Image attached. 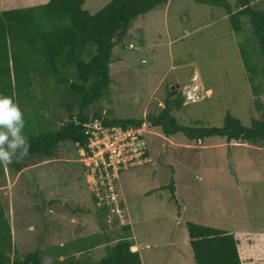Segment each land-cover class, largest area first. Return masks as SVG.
<instances>
[{"label": "rangeland", "instance_id": "374dc122", "mask_svg": "<svg viewBox=\"0 0 264 264\" xmlns=\"http://www.w3.org/2000/svg\"><path fill=\"white\" fill-rule=\"evenodd\" d=\"M47 1L0 0V12ZM109 1L86 0L84 8L94 14ZM251 2L255 9L264 10V0ZM170 8L166 11L162 5L157 8L160 16H149V12L133 22L132 36L114 50L110 95L96 108L110 109L122 119L145 118L149 111L163 108L174 81L187 80L189 70L169 69L173 62L186 61L201 70L194 75V102L199 104L185 106V118L219 126L230 112L250 126L257 117L256 98L234 46L253 38L249 19H243L242 33H233L220 19L202 29L223 11L193 0H173ZM181 12L186 15L180 16ZM211 100L213 105L205 102ZM53 112L67 118L61 107ZM146 131L151 161L118 178L126 222L132 229V251L139 252L144 264H195L186 228L187 222H194L234 234L243 264H264V235H260L264 233V145L229 143L220 137L191 142L181 134L167 138L159 130L148 127ZM171 167L175 170V199L164 189L170 183ZM85 168L81 149L73 144L62 146L57 159L24 161L25 171L19 173L5 166L0 202L13 227L19 255L43 251L45 264L57 259L84 264L104 257L108 244L80 248L69 257L62 256L58 246H72L81 238H90L87 242L94 244L97 236L107 233L109 246L116 244L120 229H102L101 223L110 224L114 217L97 213L92 198L94 181L88 182ZM127 223L121 219L118 225Z\"/></svg>", "mask_w": 264, "mask_h": 264}, {"label": "trees", "instance_id": "16d2710c", "mask_svg": "<svg viewBox=\"0 0 264 264\" xmlns=\"http://www.w3.org/2000/svg\"><path fill=\"white\" fill-rule=\"evenodd\" d=\"M168 1L110 0L92 14L84 8L86 0H48L40 5L0 12V95L11 96L19 104L25 118L24 135L31 145L29 155L7 165L9 170L19 173L24 169V161L35 158L57 159L66 144L87 148L90 135L85 124L95 119H99L104 128L123 130L138 129L146 123L167 138L181 134L191 142L220 137L229 143L264 145V10L255 9L251 0H193L197 5L222 10L228 16L233 33L244 31V18L250 21L253 38L235 44L256 98L253 102L257 117L250 126H245L230 112L224 115L219 126L186 119L185 106L199 104H185L187 87L176 96H171L168 90L163 99L164 107L149 111L142 119H122L110 109L104 112L96 108L110 95L114 50L132 36L134 21ZM205 102L213 105L212 100ZM58 107L66 110L64 120L62 115L53 112ZM170 172V183L164 189L170 190L175 199L173 167ZM4 175L5 166L0 165V177ZM92 198L95 203L96 197L92 195ZM121 206L126 214L122 200ZM96 211L99 215L110 216L106 208ZM6 212L0 202V264H45L43 251L19 255L14 248L13 229ZM118 222L114 218L112 225L101 223L104 231L110 226L119 228V240L109 246L108 233L97 236L93 245L108 244V253L99 261L84 264H143L140 254L132 251L131 225L127 222L118 225ZM186 228L195 264H243L234 234L194 222H187ZM87 240L81 241L85 248L93 246ZM72 247L80 249V246ZM59 248L66 250L67 246ZM52 264L76 263L57 259Z\"/></svg>", "mask_w": 264, "mask_h": 264}, {"label": "built area", "instance_id": "2783aa9c", "mask_svg": "<svg viewBox=\"0 0 264 264\" xmlns=\"http://www.w3.org/2000/svg\"><path fill=\"white\" fill-rule=\"evenodd\" d=\"M194 88V87H193ZM194 96V98H193ZM195 89L188 92L187 100L195 101ZM87 134L90 135L87 148H80L83 162L87 170V180L94 183L96 206L107 209L109 214L121 219L126 218L121 206V192L117 179L121 172L151 161L145 132L147 124L138 129L123 130L120 127L104 128L99 119L86 123Z\"/></svg>", "mask_w": 264, "mask_h": 264}, {"label": "clouds", "instance_id": "9594fccd", "mask_svg": "<svg viewBox=\"0 0 264 264\" xmlns=\"http://www.w3.org/2000/svg\"><path fill=\"white\" fill-rule=\"evenodd\" d=\"M192 80L190 88L185 93V104L194 102L187 100L188 92H192L194 89L195 76H193ZM175 90L178 92V88L175 87ZM171 91L173 90L171 89ZM24 128V113L19 104L11 96L0 95V165L7 166L14 162H19L29 155L31 145L29 139L24 135ZM120 192L122 196L121 188ZM112 223L113 221L110 222V225Z\"/></svg>", "mask_w": 264, "mask_h": 264}, {"label": "crops", "instance_id": "0c3cea01", "mask_svg": "<svg viewBox=\"0 0 264 264\" xmlns=\"http://www.w3.org/2000/svg\"><path fill=\"white\" fill-rule=\"evenodd\" d=\"M172 2H173V0H169L168 1V3L167 4H165V8H166V11H168V10H170L171 8V5H172ZM191 2V1H190ZM192 3V2H191ZM252 5H253V2H252ZM150 15L149 16H156V15H158L159 14V9H156V10H154L153 12H151V13H149ZM165 14H166V12H165ZM181 15H186L184 12L182 13H180V16ZM158 16H160V15H158ZM162 16V15H161ZM166 16V15H165ZM216 16H219L218 17V19H216V20H214V21H211V23H209V24H206V25H204V26H202V29L205 27H207V26H209L210 24H213V23H217L218 22V20L220 19V20H223L224 22H226L227 23V25L230 27V25H229V23H228V16L223 12L221 15H216ZM231 28V27H230ZM196 30V29H195ZM194 31V30H193ZM234 46L236 47V45L234 44ZM236 50V49H235ZM238 50V49H237ZM238 52V51H237ZM238 55H239V52H238ZM240 60H241V62H242V59L240 58ZM180 68L181 70H189V71H187L188 73H187V80L184 82V83H180L179 81H174V85L172 86V87H176V88H178V93L180 92V91H182L184 88H190V86H191V84H192V78H193V76L195 75V73L196 72H199V70H201L200 68H198V69H196V67H194L193 66V62H186V61H183L181 64H177L176 65V63L175 62H173V64L170 66V68L169 69H172V71H175V69L177 70V68ZM198 67H200V64H199V66ZM201 74V73H200ZM202 77H203V75H202ZM162 82V81H161ZM159 84V83H158ZM170 84H173V81H171L170 82ZM170 84H167L168 86L170 85ZM214 84V83H213ZM213 84H211V86H212V91H215L214 90V85ZM156 90L157 89H155L153 92H152V96L153 95H155V93H156ZM211 91V90H210ZM177 93V94H178ZM212 93V95H213V93L214 92H211ZM167 94H168V91H167ZM167 95H165V97H166ZM164 97V98H165ZM161 105H162V103H160V107H161ZM163 106V105H162ZM24 170V169H23ZM22 170V171H23ZM25 171V170H24ZM120 187V186H119ZM121 188V187H120ZM122 191V190H121ZM177 224H178V221H177ZM12 229H13V227H12ZM260 235H264V233L263 234H260ZM135 236L136 235H134V239H135ZM82 239H88V238H81L80 239V241L78 242V243H73L72 244V246H74V245H76V246H80V248H85L84 246H85V243H83V242H81L82 241ZM240 240V239H239ZM88 243V242H87ZM86 243V244H87ZM94 243H95V241H94ZM136 244H138L137 243V241H136ZM90 245H93V244H90ZM96 245L97 246H101V244H97L96 243ZM95 245V246H96ZM62 246H67V249L66 250H62V249H60V248H58V250H59V252H61V254H62V256H63V254L65 255V256H68V255H70L69 253H74V252H76V251H79L80 249H75V248H73L72 246H70L69 244L67 245L66 243L64 244V245H62ZM62 246H58V247H62ZM94 246V247H95ZM96 246V247H97ZM139 245H136V247H138ZM93 246H90V247H88V248H86V249H90V248H94ZM239 250H240V248H239ZM139 253V252H138ZM141 256V255H140ZM142 259V258H141ZM142 262H143V259H142ZM143 264H144V262H143Z\"/></svg>", "mask_w": 264, "mask_h": 264}, {"label": "water", "instance_id": "95a60500", "mask_svg": "<svg viewBox=\"0 0 264 264\" xmlns=\"http://www.w3.org/2000/svg\"><path fill=\"white\" fill-rule=\"evenodd\" d=\"M173 91L171 92V96H175V95H177V90H175V87H172L171 88ZM239 243V242H238Z\"/></svg>", "mask_w": 264, "mask_h": 264}]
</instances>
